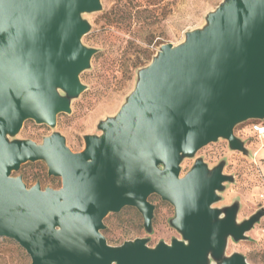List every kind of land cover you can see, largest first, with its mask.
I'll use <instances>...</instances> for the list:
<instances>
[{
    "label": "water",
    "instance_id": "water-1",
    "mask_svg": "<svg viewBox=\"0 0 264 264\" xmlns=\"http://www.w3.org/2000/svg\"><path fill=\"white\" fill-rule=\"evenodd\" d=\"M101 8L100 0H0V236L17 241L30 264H250L227 255V244L247 239L264 209L238 221L239 202L214 206L234 180L224 161L209 167L197 157L180 172L218 139L248 152L234 128L264 119V0H222L182 42L161 44L118 111L97 123L100 133L83 135L82 150L59 131L40 143L15 138L25 120L55 127L71 112L98 51L82 42L91 28L83 14ZM29 161L45 162L61 185L27 186L13 175ZM151 194L173 206L168 222L180 237L109 244L103 220L125 206L151 232Z\"/></svg>",
    "mask_w": 264,
    "mask_h": 264
},
{
    "label": "rangeland",
    "instance_id": "rangeland-1",
    "mask_svg": "<svg viewBox=\"0 0 264 264\" xmlns=\"http://www.w3.org/2000/svg\"><path fill=\"white\" fill-rule=\"evenodd\" d=\"M100 1L101 10L83 14L91 28L82 42L98 49L90 67L80 74L86 89L72 99L70 113L58 114L55 127L28 119L15 138L40 143L44 136L59 131L72 151L82 150L83 135L100 133L97 123L118 111L134 88L137 70L151 61L160 45L182 42L187 31L205 24L206 14L222 0ZM256 122L264 125V119H256L241 122L234 128V134L248 150L246 154L230 149L226 140L218 139L181 162L183 175L197 157H202L209 167L224 161L223 172L232 174L234 180L225 183V189L219 193L221 199L214 206L239 202L238 221L264 209V140L252 129ZM13 175H21L27 186L37 181L42 188L61 185L60 177L47 174L43 161L26 162ZM148 200L154 204L151 232L145 231L141 213L135 207L125 206L103 220L102 233L109 244L147 237L148 245L154 246L160 240L170 242L171 238L180 237L168 222L174 214L173 206L157 194H151ZM246 235L247 239L240 241L230 238L226 254L240 252L250 264H264V216ZM0 264H30V256L17 241L0 236Z\"/></svg>",
    "mask_w": 264,
    "mask_h": 264
},
{
    "label": "built area",
    "instance_id": "built-area-1",
    "mask_svg": "<svg viewBox=\"0 0 264 264\" xmlns=\"http://www.w3.org/2000/svg\"><path fill=\"white\" fill-rule=\"evenodd\" d=\"M252 129L254 132H256V134L260 135L264 140V125L256 122L252 124Z\"/></svg>",
    "mask_w": 264,
    "mask_h": 264
}]
</instances>
